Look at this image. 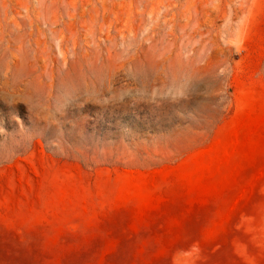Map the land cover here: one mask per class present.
I'll use <instances>...</instances> for the list:
<instances>
[{
  "label": "rangeland",
  "instance_id": "obj_1",
  "mask_svg": "<svg viewBox=\"0 0 264 264\" xmlns=\"http://www.w3.org/2000/svg\"><path fill=\"white\" fill-rule=\"evenodd\" d=\"M0 264H264V0H0Z\"/></svg>",
  "mask_w": 264,
  "mask_h": 264
}]
</instances>
